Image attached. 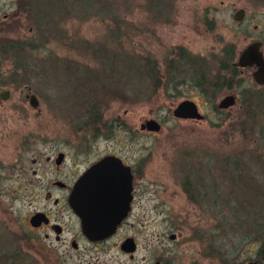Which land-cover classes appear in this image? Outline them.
Listing matches in <instances>:
<instances>
[{
  "label": "rangeland",
  "instance_id": "obj_1",
  "mask_svg": "<svg viewBox=\"0 0 264 264\" xmlns=\"http://www.w3.org/2000/svg\"><path fill=\"white\" fill-rule=\"evenodd\" d=\"M254 41L264 45V0H0V264H264L261 242L231 228L255 214L254 176L264 189L249 162V150L264 161V87L232 66ZM227 95L234 105L217 109ZM182 100L203 118L173 117ZM147 120L159 130H142ZM71 140L123 142L138 168L141 199L102 242L78 237L65 212L61 241L29 231L28 214L55 208L34 186L55 175L32 159Z\"/></svg>",
  "mask_w": 264,
  "mask_h": 264
},
{
  "label": "water",
  "instance_id": "obj_2",
  "mask_svg": "<svg viewBox=\"0 0 264 264\" xmlns=\"http://www.w3.org/2000/svg\"><path fill=\"white\" fill-rule=\"evenodd\" d=\"M243 11L233 15L235 21L242 19ZM259 42L248 44L239 54L237 65L240 67H255L252 78L256 84H264V54L260 50ZM6 94V92H5ZM3 99L5 96L3 95ZM29 104L37 106V99L33 94L28 96ZM235 103L233 95L224 96L216 105L223 110ZM172 116L181 119L201 120L203 115L198 112L192 100H182L172 109ZM160 126L155 120H147L141 129L157 131ZM114 158L106 157L88 169L77 181L68 198V203L80 222V232L89 242H101L115 233L117 226L129 212V193L131 177L128 168L116 167ZM43 214L36 213L30 218L31 224H38ZM46 220V219H45ZM170 235L169 239H173ZM76 247V244L73 243ZM121 251L133 256L136 244L133 238H126L121 244ZM153 264H160L154 262ZM246 264H253L247 262Z\"/></svg>",
  "mask_w": 264,
  "mask_h": 264
},
{
  "label": "flooded vegetation",
  "instance_id": "obj_3",
  "mask_svg": "<svg viewBox=\"0 0 264 264\" xmlns=\"http://www.w3.org/2000/svg\"><path fill=\"white\" fill-rule=\"evenodd\" d=\"M256 27L257 26H254V28ZM254 42H259L261 44L260 50L264 54V45L262 44V42L260 41H254ZM236 63L232 64L234 68L247 69L251 72V75H252V72L255 69L254 66L253 67H240ZM0 79H2V75H0ZM256 85L264 87V84L263 85L256 84ZM3 95L5 96L4 99L2 98ZM7 97H8L7 91H4L0 94L1 100H5ZM72 140H71L70 145L66 144L69 147L67 150L58 148L55 151V153L45 155L43 157L44 159L42 158L43 159L42 162L39 161V160H42L39 158L32 159V162L36 163L43 171H46V172H49V174L55 175L53 179H50L46 181L45 183L40 182L38 185H34L36 188L43 191L44 200L46 202H51L55 208L54 210L40 208L28 214L29 231L36 232V233L37 231H43V236L45 238H49L50 236L53 235L56 241L62 240V235L66 230V226L60 222L62 218V212H65L69 214L71 217H73L74 221L78 223V227L80 228L79 219L74 214L72 209L70 208L69 203H68V198L72 190L74 189V186L77 183L78 179L88 169H90L92 166L100 162L103 158H106V157L114 158L116 162L115 163L116 167L118 168L123 167L124 172H125V168H128V171L131 177V186H130V193H129V200H130L129 201V212H128L127 217L130 215L134 205L138 204L141 199V196H140L141 187L138 184L139 178H140L137 172L138 168L135 163L131 164L129 162L125 154V144L123 142L118 143L117 148H115V144H111V146L106 145V146H103V149L99 150L98 144H95L94 147H87L89 145L83 142L86 139L83 140L82 143H78V142L72 143ZM33 174L36 175L37 177L38 176L40 177L41 175V173H39L37 170H33ZM36 213L43 214L44 220H40L38 224H31L30 218ZM126 218L123 221H125ZM78 237H83L81 232H80V235H78ZM78 237L75 233V234H72L70 238V245L73 241L76 244V247L74 249H77L79 246ZM250 262H252L253 264H259V260L257 259L249 260V263Z\"/></svg>",
  "mask_w": 264,
  "mask_h": 264
},
{
  "label": "trees",
  "instance_id": "obj_4",
  "mask_svg": "<svg viewBox=\"0 0 264 264\" xmlns=\"http://www.w3.org/2000/svg\"><path fill=\"white\" fill-rule=\"evenodd\" d=\"M6 45V43L4 44ZM5 51V50H4ZM12 54L14 55H19V47H13L11 49ZM230 58V51L226 52ZM227 57V56H226ZM227 66L229 67V64L227 63L226 65H224V68H227ZM230 69V68H229ZM234 71V69H232ZM232 76L234 77V75L232 74ZM200 81H202V79H199ZM215 80H213L212 82H210V84H214ZM206 85V82H200L199 86L201 87V90L203 91V87ZM251 111H249L250 114ZM247 128V127H246ZM264 146V145H263ZM249 154L251 155V159L249 162H254L255 164H259L258 167H260L261 169H259L257 167V165H254L256 167V171H261L258 175H264V161L262 160V154L261 153H257L254 150H249ZM236 161L233 162L234 165H236ZM253 166V168H254ZM225 169H228V167H224ZM224 169V170H225ZM255 179H257L256 176H254ZM253 180V182L250 184L251 188L256 191L255 194L253 196H250L251 200L249 202V206L251 208V210L255 213L252 216L249 215V220L247 222H245V224L240 225V223L234 219L236 221L235 225L233 227H231L232 229H236V230H241V228H246L244 229V231L246 232L245 235V239L247 240L249 238V241L251 242H255V241H260L261 242V247L264 249V214L262 215L261 213L264 212V189L261 188V185L258 186V181L257 180ZM240 180V177L236 179ZM192 189L191 186H189V188H185V190L187 192H190V190ZM256 195V199L254 198V196ZM259 198V199H258ZM224 200H222V203L225 204V208L226 204L231 203V201H228V198H223ZM219 200L217 197L214 199V201ZM262 215V216H261ZM226 221L227 218L225 220H223L224 225L226 226ZM241 227H240V226Z\"/></svg>",
  "mask_w": 264,
  "mask_h": 264
}]
</instances>
